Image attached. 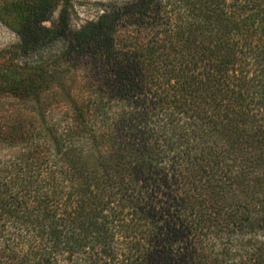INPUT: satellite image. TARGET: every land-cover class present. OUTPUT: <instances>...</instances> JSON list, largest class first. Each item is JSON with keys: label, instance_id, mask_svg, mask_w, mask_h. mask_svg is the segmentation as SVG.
<instances>
[{"label": "trees", "instance_id": "16d2710c", "mask_svg": "<svg viewBox=\"0 0 264 264\" xmlns=\"http://www.w3.org/2000/svg\"><path fill=\"white\" fill-rule=\"evenodd\" d=\"M1 2L0 264H264V0Z\"/></svg>", "mask_w": 264, "mask_h": 264}, {"label": "rangeland", "instance_id": "374dc122", "mask_svg": "<svg viewBox=\"0 0 264 264\" xmlns=\"http://www.w3.org/2000/svg\"><path fill=\"white\" fill-rule=\"evenodd\" d=\"M121 1V0H71V7L69 9L68 14V27L70 29H77L80 25L85 23L86 21L95 19L104 9L105 7H110L112 4ZM0 0V61L2 59L11 57L14 62H23V61H30L31 59H35L38 57H44L49 53L57 50L61 43H54L52 46H49L47 49H43L37 53H33L32 55H24L20 52L18 46L20 45V40L18 33L15 31V28L19 26V23L15 19L13 12L4 10L2 8ZM59 6V5H58ZM58 6H56L50 14L40 22L41 25L50 27L57 19V11ZM8 7V4H7ZM8 101V98H0V102ZM14 103V102H13ZM4 109H17V111H22L23 113L27 114L30 111V107L20 105H2ZM64 108L57 107L51 108L48 112V115L51 119L59 117Z\"/></svg>", "mask_w": 264, "mask_h": 264}]
</instances>
